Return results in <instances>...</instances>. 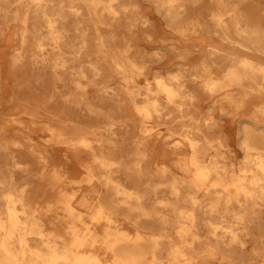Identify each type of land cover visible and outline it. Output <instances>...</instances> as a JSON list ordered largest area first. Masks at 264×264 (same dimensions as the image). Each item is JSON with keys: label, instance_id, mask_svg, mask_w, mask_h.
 <instances>
[{"label": "bare ground", "instance_id": "6f19581e", "mask_svg": "<svg viewBox=\"0 0 264 264\" xmlns=\"http://www.w3.org/2000/svg\"><path fill=\"white\" fill-rule=\"evenodd\" d=\"M75 1L0 0V264H160L163 238H154L150 248L143 238L100 240L85 220L110 225L119 215L129 217L124 210L149 216L145 205H172L180 198L192 207L204 203L228 228L218 232L216 222L208 221L212 243L199 247L201 256L226 249L220 259L235 260L238 254L236 262L254 264L242 256L241 238H264V232L252 235L249 229L257 211L264 217V17L248 7L262 6L260 1L149 0L155 14L137 0L121 3L120 10L113 0ZM93 7L114 20L119 11L138 14L126 25L133 38L141 31V45L104 50L106 40L99 35L101 50L94 58L87 29H81L79 46L65 49L57 19ZM30 10L40 11L49 27L46 36L35 31L31 42ZM10 34L5 56L1 42ZM185 41L192 45L182 50ZM50 49L59 54L48 81ZM173 63L167 69L170 82L160 79L154 69ZM67 68L68 79L61 76ZM141 81L146 93L140 102ZM219 97L241 110L239 174L227 161L236 159L238 149L215 117L201 118V128L183 122L196 123L188 109L208 104L211 111ZM151 121L176 124L166 127L164 136L150 131ZM31 125L40 131L34 135ZM153 136L165 148L153 149ZM56 149L57 160L51 157ZM177 169L184 176L177 177ZM34 180L37 190L30 197ZM36 199L48 202L49 209L38 213L30 202ZM187 211L173 212L176 238L165 239L166 264H197L200 257L194 253L200 238H187L195 235L188 227L195 215ZM109 234L105 228L102 236ZM100 248L110 262L100 257ZM254 255L264 264V252L256 249Z\"/></svg>", "mask_w": 264, "mask_h": 264}, {"label": "rangeland", "instance_id": "374dc122", "mask_svg": "<svg viewBox=\"0 0 264 264\" xmlns=\"http://www.w3.org/2000/svg\"><path fill=\"white\" fill-rule=\"evenodd\" d=\"M65 1L67 2L68 0H65ZM130 1L131 0H113L112 4L115 8H117V10H120L121 3H127ZM259 1H260L259 4L262 6L253 5L254 7H252L251 5H249L248 7H249V10H251L253 13L264 17V0H259ZM73 2L75 3L76 1L73 0ZM137 2L140 3L141 9L145 8L148 11L155 14L154 6L149 0L147 1L137 0ZM92 9L93 10L89 11V13L86 11L84 13V10H81L80 15H76V16L70 14L64 19L63 22L62 21L60 22L59 19H57L56 25L58 27V33L63 35V42L65 44V46L64 45L63 46L66 47L65 49H67L69 45H71L73 48H77L79 46L80 40H81V33H80L81 29H84V30L87 29L88 39H89L90 47L92 49L94 58H95V55L100 53V50H101L100 46L98 47L99 45L98 36L99 35L101 38H104L106 40L104 50H106V48H112L111 50H116V49L120 50L123 47L128 46L129 44H132L133 46L136 47V43L141 45V42L139 40V39H142V34L140 33L141 31L140 30L137 31L138 34L136 35V37L133 38V36L128 32V30L131 29L130 26L126 25L127 23L132 21L134 16L138 17V14L129 12L127 15H124V13L120 14V11H119L117 12V15H119L120 17L118 18V20H114L113 18H111V15H109V12L107 10H102V9H99L98 7H93ZM23 12H24L23 9L20 8L19 15L22 14ZM27 14L29 15V19H28L29 24L27 28L28 30L27 37L29 38V42H31L32 39H34V36L38 34L46 36L47 31L49 30V27L46 25V23H44V17L42 16V13L40 11L38 12V11L30 10L27 12ZM153 21L157 24L159 19L158 20L154 19ZM35 25H37V27ZM161 26L163 27V24H161ZM35 31L38 34H36ZM110 34L113 35V37H111ZM123 34H125L124 38H122ZM10 38H11V34L8 36V38L4 39L3 42H1L2 52H4L5 56H7L9 45L11 44ZM45 42H48V45L49 43H52V41L48 39H45ZM190 45H192V42L185 41L184 46L181 47V49L182 50L187 49L188 47H190ZM153 50L154 49H150L148 53L152 52ZM58 54H59V51L56 52L55 49H50L47 53L48 58H49L48 60L50 62H48L49 66L46 67L44 71L46 73V77L48 81L53 80L55 76L50 65H51V61H53V59L58 57ZM66 63L70 64L69 60H67ZM74 64L75 66H77L76 61ZM31 65L32 64L28 65V68H27L28 74L33 70ZM173 66H174V63L170 65L169 68H167L168 66H161V67L155 68L154 71H159V73L161 74L159 77L160 79L162 80L164 79L167 82H170L167 80L168 78L167 76L170 75V72H168L167 69H171L173 68ZM189 66L191 67V64ZM57 71L60 73V67L57 68ZM30 75L31 74H29V76ZM61 76H64L67 79L71 78V75L69 73V68H67L66 71H63V73H61ZM155 81L156 79L153 78V76H150V79H149L150 87H154ZM196 83L197 82H194L193 85L196 86ZM145 85H146L145 81L140 82L141 88L139 92L141 93H139L138 96L136 97L137 101L141 102L143 99H145V96H144L146 93ZM160 97H162V95H160ZM189 110L190 109H188V112H194L193 115L198 121L195 120L196 123L189 124L190 120L188 118H185L183 119V122H185L184 124L191 125V126H198L200 123V128H201L203 121L200 122V119L203 117H207V115L211 114L213 117L217 119L218 123H221L222 126H224L225 133L228 134L230 137H232L231 145L234 146V148L238 149V145L236 144V135L239 129L238 127L241 123L239 121H241L242 115L239 114L241 110L237 109L234 104H232L231 102L227 101L224 98L219 97L215 107L211 111L208 109V104H206L201 110H198L196 108L191 111ZM170 112L174 117L176 116L174 111L171 110ZM173 122L174 121L168 124H159L155 121H151L148 123V126L151 128L150 131H152L153 133L156 131H160L161 135L167 136V133H166L167 131L165 129L166 127H171V125L176 124ZM179 125L180 123H178L177 126ZM30 130H31V133H33L34 135L40 131V129L37 128L36 125H31ZM161 147L165 148L164 143L161 140V138L153 136L152 148L158 149ZM60 152H61L60 149H56L55 151H53L52 156H51L52 159L57 160L60 157L59 155ZM227 161H228V164L230 163L233 164L234 170H236L237 174H239L240 173L239 167L242 165V152L238 149L236 159H234L233 161H229V159H227ZM246 165L251 166L252 162H249ZM176 176L180 177L184 175H181L180 170L177 169ZM154 179L155 181L160 180V178L158 177ZM37 183L38 182L36 180L33 181L34 190H33V194H29L30 197L32 195H35V192L37 190ZM184 196H186L185 193H184ZM30 202L35 208H37L36 211L38 213L44 212L46 209H49V203L45 202L44 200L36 199V200H30ZM174 203L175 204H172V205L170 204L164 205V204H160L156 202L152 204H147L145 205L146 207L145 210L149 211L150 213H149V216L144 215L145 217L138 215V211H134V210L125 211L124 210L122 211L124 215L125 214L129 215V217L127 218L125 216L123 217L122 215H119L116 220L110 223V225H105V223L102 221L101 222L91 221L90 219H86L85 224L88 226H91L97 232L100 233V236H99L100 240H102L103 238H113L115 236H121L124 238H132V239L133 238H143L145 246L147 248H150L153 244L152 242L154 238H161V239L163 238L162 244H161L162 249L157 253L160 259H158L157 261L160 264H166L167 258L165 257L166 250H164V247L167 241L165 239L176 238V235L174 232V227H176V219L174 218L173 212L175 211L188 212L187 210L188 208H190V210H192L195 215L194 221H193L195 222V224L192 226H188V227L191 229V231L195 232V235H187V238L196 237V238H200L201 240L200 245L197 243L195 244L196 249L194 253L197 256H200V257H196L197 264H245L244 262L239 263L235 261L237 259L236 258L238 255L237 253H235L237 254L235 255V260L233 259L229 260L228 258L220 259L223 256L227 255L226 249H222L218 251L217 253H215V257L201 256L203 253L200 252L199 247L203 245L204 243H212L211 242L212 237L210 236L212 234L209 233V230H208L209 226H207L206 224L208 223L209 220L215 221L217 225L216 231L221 232V231H225L226 229H228V228H225V220L223 218H219L217 212L207 211V206L204 203L201 206L192 207L187 201H183L182 198H180L179 200H177V202H174ZM50 212L51 211H49V213ZM119 213L121 214L120 211ZM136 214L138 215V217L136 216ZM256 214L257 215L254 214V219L249 225V229L252 235L263 234L264 232V217L261 216V212L257 211ZM45 221L48 222L47 220ZM51 225H48L46 229H49ZM239 227L240 226H237V229H236L237 232L240 230ZM56 228H57L56 229L57 231H60L61 233H63L62 226L57 225ZM105 228H108L110 234L102 236L103 230ZM234 228L235 227H233V229ZM241 240L244 242V247H245V249L242 251V254H243L242 256L245 259H248L250 261L256 260L254 264L262 263L263 257L257 256L255 258L254 254H255L256 249H258L259 252H264V238H241ZM32 243L35 244V242H32ZM97 252L100 255V257L103 258L104 261L110 262L112 260L110 256L104 253V250L102 248L97 249Z\"/></svg>", "mask_w": 264, "mask_h": 264}]
</instances>
